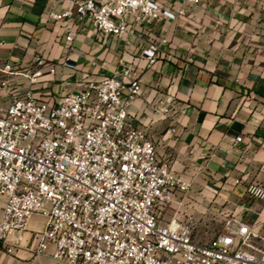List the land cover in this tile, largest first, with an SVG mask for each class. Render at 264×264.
<instances>
[{"label":"built area","instance_id":"2783aa9c","mask_svg":"<svg viewBox=\"0 0 264 264\" xmlns=\"http://www.w3.org/2000/svg\"><path fill=\"white\" fill-rule=\"evenodd\" d=\"M200 1L47 0L44 12L55 22H77L65 32V67L76 68L74 39L92 27L102 42L136 43L153 68L168 42L155 26L180 18L201 23L194 11ZM56 65L37 56L31 68L0 66V252L28 247L67 264H264L261 211L255 218L219 213L220 228L203 236L208 229L199 226L209 219L186 210L195 202L192 180L160 156L131 112L143 82L123 56L112 74L41 98L37 83ZM247 192L264 202V184L252 182ZM35 215L44 217L42 228H30Z\"/></svg>","mask_w":264,"mask_h":264},{"label":"crops","instance_id":"0c3cea01","mask_svg":"<svg viewBox=\"0 0 264 264\" xmlns=\"http://www.w3.org/2000/svg\"><path fill=\"white\" fill-rule=\"evenodd\" d=\"M46 2L0 0V66L12 61L31 68L37 56L55 61L56 73L37 83L41 98L54 99L77 90L87 77L112 74L123 56L143 82L131 112L153 134L160 156L192 180L195 202L186 210L209 219L199 226L208 229L203 236L220 228L219 213L255 218L261 211L264 219V202L247 192L252 182L264 184V0H201L194 6L201 23H158L156 36L167 38L174 54L165 47L153 68L146 67L136 43L124 48V38L117 37L105 43L92 27L81 28L69 52L75 69L62 61L66 29H77V22L48 19ZM5 103L0 95V105ZM4 201L0 195V216ZM44 222L35 215L30 228ZM0 264L67 263L24 247L0 252Z\"/></svg>","mask_w":264,"mask_h":264}]
</instances>
